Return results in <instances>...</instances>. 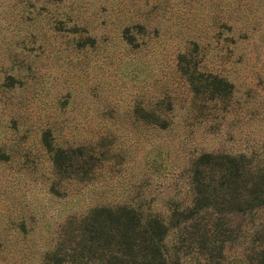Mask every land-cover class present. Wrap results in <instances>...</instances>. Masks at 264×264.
I'll return each mask as SVG.
<instances>
[{"label": "rangeland", "instance_id": "1", "mask_svg": "<svg viewBox=\"0 0 264 264\" xmlns=\"http://www.w3.org/2000/svg\"><path fill=\"white\" fill-rule=\"evenodd\" d=\"M191 71L232 91L194 94ZM45 130L92 169L55 174ZM203 151L264 160V0H0V264H44L95 205L165 217Z\"/></svg>", "mask_w": 264, "mask_h": 264}, {"label": "trees", "instance_id": "2", "mask_svg": "<svg viewBox=\"0 0 264 264\" xmlns=\"http://www.w3.org/2000/svg\"><path fill=\"white\" fill-rule=\"evenodd\" d=\"M188 74L194 94L215 98L232 91L224 76ZM42 141L59 176L75 167L84 174L96 161L82 145H54L47 130ZM186 171L188 199L174 202L165 217L133 204L95 205L67 218L43 263L224 264L226 250L237 246L246 264H264V160L203 151Z\"/></svg>", "mask_w": 264, "mask_h": 264}]
</instances>
